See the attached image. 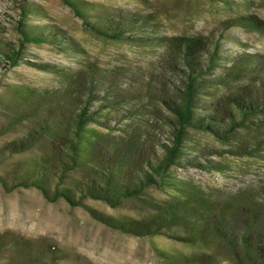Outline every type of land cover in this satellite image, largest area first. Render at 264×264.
Instances as JSON below:
<instances>
[{"label": "trees", "instance_id": "16d2710c", "mask_svg": "<svg viewBox=\"0 0 264 264\" xmlns=\"http://www.w3.org/2000/svg\"><path fill=\"white\" fill-rule=\"evenodd\" d=\"M62 1L87 21L82 0ZM240 4L249 6L250 2ZM31 12L30 6H21L17 27L20 46L57 43L61 38L57 30L45 32L26 22ZM141 20L88 23L105 37L119 39L127 29L140 26ZM243 20L249 29L264 32V21L258 16L251 14ZM135 39L164 47L158 71H151L150 77L135 71L132 81L114 85L112 70L97 64L65 70L45 65L60 75L62 86L50 97L54 98L51 105L42 96L29 111H21L29 117L46 111V120L6 150L20 153L41 143L46 153L33 163L19 161L12 169L13 177L0 174V184L7 191L35 187L45 200L64 199L71 206H82L105 225L124 233L153 235L181 226L188 233L180 240L190 244L217 242L235 264H264V180L254 190L226 192L210 186L207 190L174 170L190 164L201 169L217 167L194 158L199 147L188 145L193 130L224 140L237 127L246 126L249 115L264 109V54H225L219 43L212 45L208 37L200 35ZM1 52L0 63L18 64L19 51ZM171 91L173 97L169 96ZM200 94L209 97L201 101ZM5 106L8 104L0 99V109ZM121 107L126 108L122 124L113 122L111 115ZM142 108L156 115L167 110L160 115L161 134L160 127L136 115ZM260 121L264 124V118ZM5 155L0 154V163ZM149 188L159 189L167 197H147ZM87 199L102 200L112 207L130 200L142 205L148 214L141 219L103 216L86 203ZM3 242L5 257L0 264H60L68 256L43 237L29 239L14 234L8 243L6 239ZM215 262V255L203 252L184 257L181 264Z\"/></svg>", "mask_w": 264, "mask_h": 264}, {"label": "rangeland", "instance_id": "374dc122", "mask_svg": "<svg viewBox=\"0 0 264 264\" xmlns=\"http://www.w3.org/2000/svg\"><path fill=\"white\" fill-rule=\"evenodd\" d=\"M82 1L86 22L62 0H0V57L1 51L12 54L14 50L20 56L17 65L0 63V99L8 104L0 109V154H6L2 156L0 174L13 177L12 169L19 161L33 163L46 153L41 143L20 153L9 154L6 150L10 143L25 139L30 129L46 120V111L30 117L21 111H29L30 105L37 104L42 96L51 105L54 98L50 97L62 86L60 75L45 69V65L65 70L97 64L112 70L109 73L114 85L132 81L135 71L150 77L151 71H158L164 47L137 41L139 36L200 35L208 37L212 45L219 43L225 54H264V32L249 29L243 20L254 14L264 21V0H247L249 6L240 4L244 0ZM23 4L32 8L26 22L45 32L57 30L61 35L57 43L20 46L17 27ZM134 17L142 19L140 26L127 29L124 38L119 39L105 37L88 23L104 25ZM173 81L169 84L173 85ZM171 92L169 96L173 97ZM207 97L200 94L199 99ZM124 110L125 107L115 109L112 121L125 123ZM161 113L168 112L162 109L156 115L142 108L136 115L160 127ZM263 118L264 109L249 115L246 126L237 127L224 140L193 130L188 145L199 147L194 158L203 164L211 161L217 167L201 169L190 164L175 172L207 190L209 186L226 192L256 189L264 180ZM147 197L163 200L167 194L149 188ZM86 203L99 215L116 219H141L148 214L142 205L130 200L118 207L102 200L87 199ZM187 233L181 226L153 235L124 233L105 225L82 206H71L64 199L45 200L35 187L7 191L0 184V261L5 257L3 240L8 243L12 235L20 234L29 239L46 238L59 247L68 255L60 264H181L184 257L203 252L215 255V264H235L217 242L190 244L180 240Z\"/></svg>", "mask_w": 264, "mask_h": 264}]
</instances>
